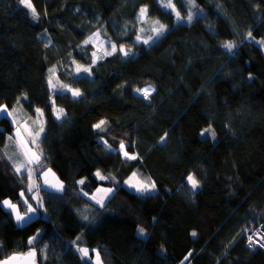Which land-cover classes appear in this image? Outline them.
I'll list each match as a JSON object with an SVG mask.
<instances>
[{
	"label": "trees",
	"instance_id": "16d2710c",
	"mask_svg": "<svg viewBox=\"0 0 264 264\" xmlns=\"http://www.w3.org/2000/svg\"><path fill=\"white\" fill-rule=\"evenodd\" d=\"M173 2L184 22L158 0H31L36 18L20 0H0V107L21 121L44 116L35 148H23L17 120L10 140L0 129V260L36 251L39 264H93L78 251L88 248L102 264H264V250L245 245V231L264 225V54L249 39L264 38V0ZM143 7L166 26L152 39ZM98 32L116 50L95 61ZM147 83L145 98L136 90ZM207 126L214 141L200 136ZM11 141L37 180L51 168L65 185L20 225L1 203L37 205L7 156ZM132 174L151 193L126 188ZM99 185L114 188L103 206L89 197Z\"/></svg>",
	"mask_w": 264,
	"mask_h": 264
},
{
	"label": "rangeland",
	"instance_id": "374dc122",
	"mask_svg": "<svg viewBox=\"0 0 264 264\" xmlns=\"http://www.w3.org/2000/svg\"><path fill=\"white\" fill-rule=\"evenodd\" d=\"M158 1L163 7H164V4L167 3V0H158ZM172 4L175 6L173 0H172ZM164 8L171 10L174 13L176 22H184V21H181L180 19L177 18L176 13L179 12L180 16H182L181 15L182 13L176 8V6H175V11H173L172 8H167V7H164ZM142 9L147 10V7H143ZM191 10H192V7H191ZM140 16H141V12H140ZM143 16H144V20L150 19L151 20L150 23L153 26V27H151V29H148V32L150 30L152 31L154 27H159V25L155 21H153L156 19H151V18L146 19L145 16H147V11H146V14ZM151 31L149 32V35H150V37L153 38L154 36H153V33ZM249 39H251V41H253V43H255L257 46H259L261 48L263 54H264V38L249 37ZM89 43L94 45L93 59L95 61L97 59H99L100 55L106 53L107 51L114 52L113 46H115V45L113 43H111L109 40L102 37L99 32L96 34H93L89 38ZM232 44L234 45V47L236 46L234 43H232ZM86 67H87L88 71L85 72L83 70L82 74L83 75H90L89 67L88 66H86ZM51 76L55 78V82H57V83L59 82V80H57V74L55 71L51 73ZM50 87L54 91L57 90L52 83H50ZM62 89L68 91L73 97H77V96L73 95V91H77L78 90L77 88L66 86V87H63ZM144 89H148L149 92L152 91L153 84L147 83L146 85H144L142 87V89H140L141 91H137L138 90L137 89L136 93L138 95H142L143 94L142 90H144ZM78 92H79V90H78ZM79 94H80V92H79ZM39 110L40 111L37 112V109H36V113H37L36 118H34V119L31 118L30 121H28V120L21 121V120L17 119L14 111H11V110L3 111V107H0V113H3V115H0V129L5 133V135L10 140L11 136L13 137L14 135L15 136L17 135L18 131L14 128V125H13V122L17 120V122H19V124L22 126V128L24 130L23 132H19V136H22V137L27 139L26 142L24 141L23 148L28 147V144H27L28 141L35 148L38 146L39 140L42 137V134L44 131V118H43L44 116H43L41 109H39ZM9 113H11V115H9ZM206 129H211V131L205 132ZM213 132H214V130L212 129V127L207 126L201 130L200 136L202 138L209 137L214 141L216 139V136L212 135ZM202 133H204V134L202 135ZM97 140L100 143H102L108 150L118 151V152H120V154L123 158H126L124 155V152L121 151V149H120V145L117 149H113L110 145L107 144V142L102 137H98ZM17 144H18L17 142H13V141H11L9 143L8 149H7V156L10 159V161L13 162V166H14L15 170L17 171V168H19L20 171L19 172L17 171V172L19 174L25 176V178L27 179L28 187L30 188V185H34L33 187H31V190L34 189L33 195H34V200H36L37 207L35 209L33 206H31L33 209H35L34 212H29V210H28L27 213H22L17 208H16V211H13L12 208L5 206L3 203L4 201L1 204L5 209L11 210L13 212L15 222L20 225L29 219L34 220L35 218H37L39 216L38 215L39 212H37V209L43 208L44 203L46 202V199L49 198V192L50 191L51 192H57V193L63 192L65 185H64V181L61 180L58 177V175L51 168L45 169L40 175V180H37L38 178H36V176H35V170L33 169L32 164L25 157L26 155L22 150V146L17 147ZM125 146L126 147H125L124 151H127L129 156L136 157V155L134 153H130L127 150L126 144H125ZM126 159H128V158H126ZM97 171H99L101 173V175L107 177L106 179L112 177L111 174H106L100 170H97ZM97 171L95 173H97ZM106 179H103V180H106ZM140 184H147V185H149V187L146 191H137V187H139ZM124 186L126 188H128L129 190L136 192L138 194H148V193H151V191L153 190V188L151 187V184L142 182L141 179L138 176H136L135 174H132L128 178V180L125 181ZM108 189H110L111 191H106ZM113 191H114V188L111 185L110 186L99 185L96 189H94V191L92 193L89 194V197L92 200H94V202H96V203L98 200H101V199L103 200V203H104ZM5 200L9 201L8 199H5ZM97 204L101 205L100 203H97ZM41 211L42 212H41L40 216L45 217L44 215H42V214H45V210H41ZM17 212L21 216L25 217L24 221H17V218H16ZM257 230H260L263 237H264V225L262 222H258L255 225H251L248 228V230L245 231V245L247 247H250V248L255 247V248L261 249L258 245H252V246L247 245L248 244L247 243L248 237L252 236ZM261 250H263V249H261ZM89 251H90V249H89ZM32 253H35L36 261L39 264V262L37 260L36 251H26L23 253H16V254H32ZM84 258L87 261L92 262L93 264H96V253H94L93 256H91L89 254L87 257H84ZM1 260H3V259H1ZM100 264H102V263L100 262ZM186 264H190V263H186ZM218 264H221V263L219 262Z\"/></svg>",
	"mask_w": 264,
	"mask_h": 264
},
{
	"label": "snow or ice",
	"instance_id": "6c2138e0",
	"mask_svg": "<svg viewBox=\"0 0 264 264\" xmlns=\"http://www.w3.org/2000/svg\"><path fill=\"white\" fill-rule=\"evenodd\" d=\"M190 2H191V0H190ZM20 3L23 4L25 7L31 9L32 10V13H33V18H36V11H35V8L33 7L32 3H31V0H20ZM164 7L172 8V10L175 11V6L172 4V0H167V3L164 4ZM146 11H147L146 9H141V16L145 15L146 14ZM176 14H177V18L179 19L180 18V13L177 12ZM188 19L189 20L192 19V14L191 13L188 16ZM156 23L159 25V27H154L152 31H153V34L154 35H159V34H161V33L164 32L166 26L163 25V24H160L159 21H156ZM249 35H251V34L249 33ZM139 39H140V37L138 36L137 37V40H139ZM149 39H152V37H149ZM143 42L145 44H147L148 43V40H145ZM85 43H87V41H85ZM224 47L227 48V49H229V50H231L234 47V45L231 42H225ZM115 50H116V48H115V46H113V51H115ZM120 51L123 52L125 56H127L129 50H125L123 47H121L120 48ZM83 70L85 72L88 71V69H83ZM78 71H79V69H78ZM50 83H51V81H50ZM137 91H141V90L138 89ZM142 91H143V94H144L145 98H147L148 93H149V90L148 89H144ZM73 95L74 96H78L79 95L78 90L77 91H73ZM3 111H7V109H3ZM39 111L40 110L37 109V112H39ZM9 115H11V113H9ZM58 118H59V116H58ZM104 124H105V121L101 120L100 123L94 125V127L101 128V126L104 125ZM208 131H211V129H206L205 130V132H208ZM203 134L204 133H202V135ZM212 135L215 136V133L213 132ZM125 147H126L125 144L123 142H121L120 149H121V151L124 152L125 157L128 158V159H135L134 156H129L128 152L127 151H124ZM35 159L36 160H39V157H35ZM17 171L19 172L20 169L17 168ZM96 176L99 179H101V180L107 178V177L101 175V173L99 171H97ZM188 180L192 184V187L193 188H196L197 187L198 181L193 176L190 175L188 177ZM79 183L83 184L84 181L81 180V181H79ZM33 186L34 185H30V189L29 190H31V187H33ZM148 187H149V185H147V184H140L139 187H137V191H146L148 189ZM151 187L154 188L155 185H151ZM106 191H111V190L108 189ZM21 196H23V193H21ZM3 203H4L5 206L12 208L13 211H16V205L11 204L10 201L5 200ZM25 203H27V201H25ZM97 203H100L103 206V200L102 199L101 200H98ZM28 210H29V212H34L35 211V209H33L31 207V205L28 206ZM16 218H17V221H23L25 219V217L24 216H21L18 212H17ZM84 218L86 220L88 219V217H84ZM138 231H139V233L141 235H144V229L143 228H140ZM193 235H195V233H193ZM248 240H249V246H252L253 244H256L257 243V241L255 239H253V236H249L248 237ZM261 246H264V244H261ZM78 251H80L84 257H87L89 255V249H87V248H79ZM92 251H95V250H92ZM187 259H188V257H185V260H187ZM0 264H8V262H0ZM96 264H100V257H99V253L98 252L96 253Z\"/></svg>",
	"mask_w": 264,
	"mask_h": 264
},
{
	"label": "water",
	"instance_id": "95a60500",
	"mask_svg": "<svg viewBox=\"0 0 264 264\" xmlns=\"http://www.w3.org/2000/svg\"><path fill=\"white\" fill-rule=\"evenodd\" d=\"M0 262H8V264H38L36 261L35 253L12 254L3 260H0Z\"/></svg>",
	"mask_w": 264,
	"mask_h": 264
},
{
	"label": "built area",
	"instance_id": "2783aa9c",
	"mask_svg": "<svg viewBox=\"0 0 264 264\" xmlns=\"http://www.w3.org/2000/svg\"><path fill=\"white\" fill-rule=\"evenodd\" d=\"M252 236H253V239H255L257 241V243L253 244V245H258L261 249L264 250V246H261V244H264V237H263L261 231L257 230ZM247 243H248L247 245L249 246V240Z\"/></svg>",
	"mask_w": 264,
	"mask_h": 264
},
{
	"label": "bare ground",
	"instance_id": "6f19581e",
	"mask_svg": "<svg viewBox=\"0 0 264 264\" xmlns=\"http://www.w3.org/2000/svg\"><path fill=\"white\" fill-rule=\"evenodd\" d=\"M258 238V237H257ZM259 239V238H258Z\"/></svg>",
	"mask_w": 264,
	"mask_h": 264
}]
</instances>
